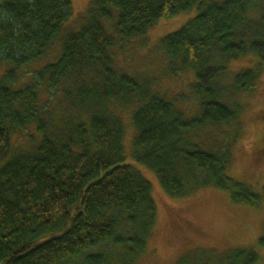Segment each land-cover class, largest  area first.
<instances>
[{
    "label": "trees",
    "instance_id": "trees-1",
    "mask_svg": "<svg viewBox=\"0 0 264 264\" xmlns=\"http://www.w3.org/2000/svg\"><path fill=\"white\" fill-rule=\"evenodd\" d=\"M194 6L198 14L161 41L171 72L196 76L199 111L189 116L152 80L118 68L114 50ZM72 7L73 0H0V264H136L158 208L135 162L173 197L218 187L235 202L261 201L264 194L229 175L226 142L207 148L199 134L239 120L220 76L232 60L260 58L232 85L237 92L256 86L264 0H93L82 29L64 33ZM58 41L61 55L21 83L25 68ZM125 109L134 128L130 160ZM32 127L27 145L12 142ZM260 257L254 247L200 250L178 264H257Z\"/></svg>",
    "mask_w": 264,
    "mask_h": 264
},
{
    "label": "rangeland",
    "instance_id": "rangeland-1",
    "mask_svg": "<svg viewBox=\"0 0 264 264\" xmlns=\"http://www.w3.org/2000/svg\"><path fill=\"white\" fill-rule=\"evenodd\" d=\"M92 2L73 0L72 13L64 33L82 29ZM197 14L198 8L194 6L174 17L162 19L150 28L145 37L120 40L114 50L118 68L152 80L156 91L175 101L189 116L199 111V98L193 88L196 76L191 71L171 72L169 58L161 41ZM107 29L115 35L111 24H107ZM61 52L62 44L58 41L40 61L25 68L21 83L29 82L37 69L54 62ZM261 62L254 55L231 61L229 70L220 76L221 83L229 87L226 100L240 111L239 120L231 126L222 125L219 129L200 132L199 140H204L207 148L226 142L232 151L229 175L251 184L264 194V64L259 66L262 71L254 88L237 92L232 86L235 74L243 69L254 68ZM5 70L6 65H0V79ZM121 114L127 124L125 145L130 160L134 136L131 111L125 109ZM36 134L32 127L15 135L12 142L27 145L28 140L34 139ZM135 164L150 180L158 208L156 228L148 249L136 264H178L183 257L190 258L200 250L223 253L237 247H254L261 254L257 264H264V247L259 244L264 233V198L257 204L235 202L229 190L218 187L202 188L185 197H173L164 190L152 169L137 162Z\"/></svg>",
    "mask_w": 264,
    "mask_h": 264
},
{
    "label": "flooded vegetation",
    "instance_id": "flooded-vegetation-1",
    "mask_svg": "<svg viewBox=\"0 0 264 264\" xmlns=\"http://www.w3.org/2000/svg\"><path fill=\"white\" fill-rule=\"evenodd\" d=\"M262 117H263V121H264V115ZM263 140H264V135H263ZM263 149H264V144H263Z\"/></svg>",
    "mask_w": 264,
    "mask_h": 264
}]
</instances>
